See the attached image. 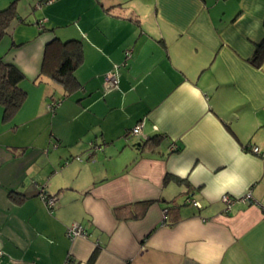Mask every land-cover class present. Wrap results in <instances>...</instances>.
Returning a JSON list of instances; mask_svg holds the SVG:
<instances>
[{
	"label": "crops",
	"instance_id": "0c3cea01",
	"mask_svg": "<svg viewBox=\"0 0 264 264\" xmlns=\"http://www.w3.org/2000/svg\"><path fill=\"white\" fill-rule=\"evenodd\" d=\"M45 8L0 45L27 94L9 123L0 109V264H264V159L248 151H264V61L250 62L264 0ZM54 38L81 43L72 92L39 76ZM72 224L85 237L68 238Z\"/></svg>",
	"mask_w": 264,
	"mask_h": 264
},
{
	"label": "trees",
	"instance_id": "16d2710c",
	"mask_svg": "<svg viewBox=\"0 0 264 264\" xmlns=\"http://www.w3.org/2000/svg\"><path fill=\"white\" fill-rule=\"evenodd\" d=\"M15 4L16 1H13L0 10V45L6 41L8 31L13 23L24 22L18 16ZM37 5L42 7V5L46 4H44V0H40ZM13 46L15 45L13 44ZM263 61L264 40L256 46L250 59L251 64L255 67H259ZM80 63V41L73 39L61 41L58 38H54L45 45L39 76H45L60 84L67 93L72 92L78 86L73 72ZM24 78L23 72L15 64L0 59V109L2 110V123H9L26 100L27 94L20 87V83ZM121 210H115L117 217H119Z\"/></svg>",
	"mask_w": 264,
	"mask_h": 264
},
{
	"label": "built area",
	"instance_id": "2783aa9c",
	"mask_svg": "<svg viewBox=\"0 0 264 264\" xmlns=\"http://www.w3.org/2000/svg\"><path fill=\"white\" fill-rule=\"evenodd\" d=\"M55 0H44V4H51L52 2H54ZM131 50L130 49H126L124 51V60L127 61L128 59H130L131 57ZM105 87L107 88L108 91L112 90V89H115L117 87V74L115 71H110L109 73H107L105 75ZM54 105H51L50 107H48L49 109H52ZM141 130H142V127L140 124H137L135 127H133L128 133L127 135L128 136H135V137H140L141 135ZM96 149H101V147H96V146H92L91 147V152L95 151ZM177 149L176 146H172L171 147V151H175ZM248 151L261 158V159H264V151L259 149L258 147H255V146H252L248 149ZM42 199L46 205V208L49 210V212L51 211V209L54 207L57 199L55 197H50V196H46V195H42ZM250 199V195H247L244 199H241V201H246ZM188 202L191 203L192 206L194 207H199V205L196 203V202H191L189 201V199H187ZM221 202L223 204L226 205V212L228 210H230V207L232 205V203L234 202L233 200L231 199H228L227 197L223 196L221 198ZM166 212L164 211L163 212V215L165 216ZM66 236L68 238H76V237H85V233H84V230L82 229V227L78 224H72L70 227H68L66 229V232H65ZM4 256L1 248H0V258H2Z\"/></svg>",
	"mask_w": 264,
	"mask_h": 264
},
{
	"label": "rangeland",
	"instance_id": "374dc122",
	"mask_svg": "<svg viewBox=\"0 0 264 264\" xmlns=\"http://www.w3.org/2000/svg\"><path fill=\"white\" fill-rule=\"evenodd\" d=\"M16 1L15 7H16V11L18 16L23 19L24 23H23V27L25 28V30H30L33 29L32 27L29 26V24H32L35 20H37L39 17H45L47 18V16L49 15V8L47 9V5H42V9L44 7L46 11L42 12V9L39 7H36V4L40 1V0H0V10L5 8L6 6H8L11 2ZM124 2H127V0H123ZM118 10V11H116ZM114 12H119L120 14H124V12L126 13V11L120 9V8H114L113 10ZM49 28V27H47ZM70 29V24L69 22L67 23H60V25L58 26L57 33H61L63 31H67ZM51 30H46L45 32H50ZM40 35V34H39ZM34 41H31V43L28 44L27 47L30 51L32 50L31 48L34 47ZM33 43V44H32ZM32 44V46H31ZM1 47V46H0ZM26 78V77H25Z\"/></svg>",
	"mask_w": 264,
	"mask_h": 264
},
{
	"label": "water",
	"instance_id": "95a60500",
	"mask_svg": "<svg viewBox=\"0 0 264 264\" xmlns=\"http://www.w3.org/2000/svg\"><path fill=\"white\" fill-rule=\"evenodd\" d=\"M139 145H141V143H138V144H137V146H139ZM93 146H96V147H99V148L101 147V145H96V144L93 145ZM101 150H102V147H101L100 150H99V149H96L95 151H93V152H91V153L93 154L94 152L96 153V151H101ZM92 154H91V155H92Z\"/></svg>",
	"mask_w": 264,
	"mask_h": 264
}]
</instances>
